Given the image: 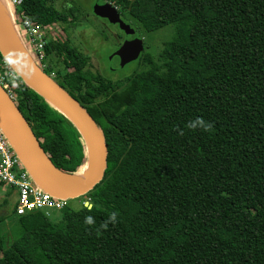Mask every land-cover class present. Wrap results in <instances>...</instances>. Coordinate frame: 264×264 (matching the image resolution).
I'll return each mask as SVG.
<instances>
[{"label": "trees", "instance_id": "16d2710c", "mask_svg": "<svg viewBox=\"0 0 264 264\" xmlns=\"http://www.w3.org/2000/svg\"><path fill=\"white\" fill-rule=\"evenodd\" d=\"M98 1L145 32L173 27V38L117 80L93 72L69 41L46 46L60 63L54 80L103 131L107 169L84 196L91 208L4 210L0 264H264V0ZM18 11L45 27L78 19L55 0H23ZM14 84L53 164L69 174L86 167L77 126L20 77ZM198 118L206 129L188 127ZM9 218L14 239L1 230Z\"/></svg>", "mask_w": 264, "mask_h": 264}, {"label": "water", "instance_id": "95a60500", "mask_svg": "<svg viewBox=\"0 0 264 264\" xmlns=\"http://www.w3.org/2000/svg\"><path fill=\"white\" fill-rule=\"evenodd\" d=\"M5 3L12 30L18 40V46H15L6 36L0 24V53L5 62L24 83L45 98L58 112L66 115L77 126L88 147V159H90V153L92 152L94 162L89 171L83 174V177L58 169L42 148L17 104L1 86L0 128L38 186L52 195L66 200L84 197L102 183L105 178L108 146L103 131L83 104L71 96L53 77L36 64L24 45L19 30L16 28L15 17L11 16L14 15L12 13L14 11L9 1L5 0ZM93 13L99 18L108 20L110 24H118L120 30L126 35L135 34V30L123 21L121 13L113 3L96 4ZM134 42L135 49L130 52L128 51V43H125L122 48L111 55L110 65L113 72L123 69L139 58L143 51L142 41L136 39V42ZM45 181L49 182L55 190L48 189L43 183ZM84 204L91 208L89 203Z\"/></svg>", "mask_w": 264, "mask_h": 264}, {"label": "rangeland", "instance_id": "374dc122", "mask_svg": "<svg viewBox=\"0 0 264 264\" xmlns=\"http://www.w3.org/2000/svg\"><path fill=\"white\" fill-rule=\"evenodd\" d=\"M96 4H99L98 0H55V6L58 10L62 11L76 8L78 11L76 14L78 19L73 24L55 23L48 31L52 43L55 44L63 39L69 41L84 54L88 55L90 57L88 67L93 72L99 71L106 77L114 80L121 77L133 76L138 72L145 53H151L156 57L162 50L164 44L173 38V27L169 26L155 32H145L138 27L137 24L132 22L127 14H124L122 17L128 22H132V25H134L138 34H140V37L143 40L144 51L140 57L141 59H139L136 64L132 63L129 66L126 65L123 69L113 72L111 70L110 57L119 47V44L117 43L119 41L117 39V34L120 33L119 35L123 36V33L117 26H114L94 15L93 8ZM11 16L15 17L14 15ZM16 22L18 23L17 19ZM12 23L14 24V22ZM16 28L20 33L21 27L16 25ZM20 34L21 39H23L22 41L26 46L25 38L22 33ZM48 61L53 64L54 72L58 77V70L60 67L59 59L55 57V55H52L51 57H48ZM85 164L86 162L77 163L75 175L81 177L85 173ZM8 188V186L0 185V205L3 204L5 196H7L6 192H8ZM6 199L9 201V204L0 207V214L4 212V210L12 211L15 205L16 200L14 195H10L6 197ZM85 200V197L71 199L69 200V205L76 209L79 208ZM1 230L2 233H7L11 236V239H14L18 234L19 228L16 226L15 220L9 218L6 221V224H4V227H1Z\"/></svg>", "mask_w": 264, "mask_h": 264}, {"label": "built area", "instance_id": "2783aa9c", "mask_svg": "<svg viewBox=\"0 0 264 264\" xmlns=\"http://www.w3.org/2000/svg\"><path fill=\"white\" fill-rule=\"evenodd\" d=\"M13 8L15 20L21 27L22 35L26 41V48L32 54L36 64L44 70L49 61L46 54V46L50 44L48 31L52 26H42L32 22L28 16L18 11L23 0H8ZM21 35V34H20ZM54 77L55 75H50ZM18 75L5 62L0 67V86L8 96L16 103L14 81ZM0 185L8 186L15 197V210L17 216H24L38 211L51 217L54 212H59L69 204V200L62 199L45 191L36 184L31 175L23 166L16 152L0 128ZM89 203V202H85Z\"/></svg>", "mask_w": 264, "mask_h": 264}, {"label": "bare ground", "instance_id": "6f19581e", "mask_svg": "<svg viewBox=\"0 0 264 264\" xmlns=\"http://www.w3.org/2000/svg\"><path fill=\"white\" fill-rule=\"evenodd\" d=\"M0 24L3 27V30L6 34V36L12 41V43L15 46H18V40H17L13 30H12L11 20L7 14L5 0H0ZM93 162H94V156L91 152L90 153V159L88 160V164L85 167V172L89 171V169L92 167ZM81 177H83V175ZM43 183H45V185L47 186L48 189L55 190V188L49 182L47 183L45 181Z\"/></svg>", "mask_w": 264, "mask_h": 264}, {"label": "flooded vegetation", "instance_id": "af4514ba", "mask_svg": "<svg viewBox=\"0 0 264 264\" xmlns=\"http://www.w3.org/2000/svg\"><path fill=\"white\" fill-rule=\"evenodd\" d=\"M122 17V16H121ZM122 19H123V21L125 22V23H127V24H129L130 26H131V28H133L134 30H135V34L134 35H126L123 31H121L122 33H123V36H124V38H123V36H120L119 34H117L118 36H117V39L119 40L117 43L119 44V47H118V49L117 50H119L120 48H122L123 46H124V44L125 43H128V51L130 52L131 50H133V49H135V47H134V45H133V42L135 41L136 42V39H140L141 41H142V44H141V47L143 48V51H144V46H143V40H142V38L140 37V34H138V32H137V30H136V28L134 27V25H132V23L131 22H128V21H126L123 17H122ZM104 21H106V22H108V20H106V19H103ZM109 23V22H108ZM113 25V24H112ZM114 26H117L118 28H119V25L118 24H116V25H114ZM134 42V43H135ZM116 50V51H117ZM115 51V52H116ZM143 51L141 52V54H140V56H139V58L141 57V55L143 54ZM139 58L136 60V61H134V62H137V61H139ZM134 62H132V63H134ZM132 63H130V64H128L127 66H129V65H131ZM49 64H51V63H49ZM48 64V65H49ZM48 67V66H47ZM54 75L56 76V74H55V72H54Z\"/></svg>", "mask_w": 264, "mask_h": 264}, {"label": "clouds", "instance_id": "9594fccd", "mask_svg": "<svg viewBox=\"0 0 264 264\" xmlns=\"http://www.w3.org/2000/svg\"><path fill=\"white\" fill-rule=\"evenodd\" d=\"M202 127V128H207L208 127V125H206L205 124V122L202 120V119H197L196 121H194V122H192V123H190L189 125H188V127L189 128H196V127ZM109 220H110V222H112V223H114L115 222V220H116V216H115V214H113L110 218H109ZM93 219H92V217H85V223L86 224H89V225H91V224H93ZM105 227H106V225H104Z\"/></svg>", "mask_w": 264, "mask_h": 264}]
</instances>
